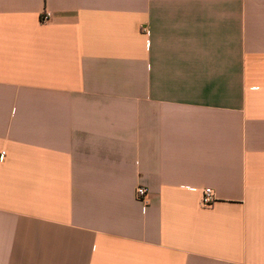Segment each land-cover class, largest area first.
<instances>
[{"label":"crops","instance_id":"1","mask_svg":"<svg viewBox=\"0 0 264 264\" xmlns=\"http://www.w3.org/2000/svg\"><path fill=\"white\" fill-rule=\"evenodd\" d=\"M2 152L0 264H264V0H0Z\"/></svg>","mask_w":264,"mask_h":264},{"label":"built area","instance_id":"2","mask_svg":"<svg viewBox=\"0 0 264 264\" xmlns=\"http://www.w3.org/2000/svg\"><path fill=\"white\" fill-rule=\"evenodd\" d=\"M49 17L50 16L48 14H44L42 19H43V21H48ZM148 33H149V30L147 29V34ZM5 154H6L5 152H2L0 158L3 159ZM148 194H149V190H148V188H146L144 186H139L136 190V195H137L138 199L144 203H147ZM214 202H215V198H214L213 190L211 188H206L202 194V199H201L202 206L211 207L214 204Z\"/></svg>","mask_w":264,"mask_h":264}]
</instances>
